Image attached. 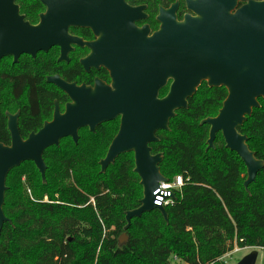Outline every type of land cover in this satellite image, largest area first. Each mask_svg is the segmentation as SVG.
<instances>
[{
    "label": "trees",
    "instance_id": "trees-1",
    "mask_svg": "<svg viewBox=\"0 0 264 264\" xmlns=\"http://www.w3.org/2000/svg\"><path fill=\"white\" fill-rule=\"evenodd\" d=\"M5 80L10 89L8 100L0 99V142L7 146L5 113L11 108L21 111L20 132L25 137L51 116L54 97L39 74H9ZM167 92L168 87L159 97ZM226 96L224 88L203 84L188 108L170 120L169 130L158 132V142L150 145L152 154L163 156L159 165L163 177L183 180L180 192L164 208L168 221L152 211L133 218L124 229L125 213L137 209L142 198L132 153L119 156L104 174L99 163L93 171L78 168L86 160L82 148L90 140L95 161L104 158L118 120L99 126L95 133L87 130L76 145L68 142L64 147L63 140L47 149L45 183L33 163L21 164H30L40 177L34 183L27 175L32 198L24 192L20 177L17 182L11 179L21 166L11 170L3 206L10 222L0 233V264H210L234 244L264 247V169L245 190V166L225 148L220 134L215 148L206 151L209 128L200 122L215 117ZM258 102L260 107L238 131L264 163V100ZM55 165L60 172L53 173Z\"/></svg>",
    "mask_w": 264,
    "mask_h": 264
},
{
    "label": "water",
    "instance_id": "water-1",
    "mask_svg": "<svg viewBox=\"0 0 264 264\" xmlns=\"http://www.w3.org/2000/svg\"><path fill=\"white\" fill-rule=\"evenodd\" d=\"M16 0H0V60L22 54L34 57L52 46L64 47L77 39L68 28H90L98 41L88 44L92 55L83 65L105 67L111 78L94 87L68 84L58 76L48 78L70 102L61 114L57 103L51 122L23 140L18 115L6 114L10 145L0 142V233L9 223L3 212L6 180L14 168L31 162L45 183L43 153L71 138L78 143V132L96 128L119 118V128L105 157L99 161L100 173L124 154H133V173L139 178L142 199L137 209L125 213L127 230L133 218L158 211L165 221L163 207L154 204V193L167 179L160 172L161 153L152 154L156 134L169 130L176 112L188 108L200 86L224 88L226 99L217 115L206 118V151L214 149L220 134L224 146L243 162L245 190L254 183L264 163L250 151L248 138L238 132L254 109L264 100V0H187L196 17L177 22L174 8L162 11L159 31L149 36L148 27L137 28L140 9L128 7L124 0H41L47 11L32 26L19 14ZM243 5L237 8L238 3ZM169 85V86H168ZM168 86V92L159 97ZM253 250L237 264H256Z\"/></svg>",
    "mask_w": 264,
    "mask_h": 264
},
{
    "label": "flooded vegetation",
    "instance_id": "flooded-vegetation-1",
    "mask_svg": "<svg viewBox=\"0 0 264 264\" xmlns=\"http://www.w3.org/2000/svg\"><path fill=\"white\" fill-rule=\"evenodd\" d=\"M253 1L259 2L263 0ZM124 3L130 8L140 9V18L135 21L134 24L140 29L143 27H148L149 36L159 31L161 22L158 18L161 17L162 11H168L173 7L174 16L177 22H182L184 17L187 15L196 17L194 12L188 8L187 0H124ZM15 4L18 6L19 14L24 18V21L28 22L32 26L39 25L40 16L44 15L47 11L46 6L41 2V0H16ZM242 5L243 3L239 2L237 8L241 7ZM68 35L72 38H76L77 40L70 43L68 47H64L63 53L59 46H52L47 51L37 52L34 57L28 54H22L15 63L12 56H5L0 60V94L5 91V93L8 95L10 85L6 83L5 77L9 74L29 72L32 75L39 74L41 77H43L44 88L46 91L53 94L54 99L52 101L51 116L43 122L41 128L43 127L44 123L52 121L55 111V103H57L60 113L63 114L66 104L70 102V99L63 91L56 87L55 84L48 82V78L58 76L61 80L68 84L74 83L77 86L85 85L87 87H94L95 81H101L106 85L111 84L110 73L105 67H95L92 65L86 67L83 65V62L88 61V58L92 55V50L90 47H88V44L98 41V37L95 36L93 31L90 28L70 26L68 28ZM5 64L7 65L5 66ZM2 66H5V69L1 71ZM64 75L67 78L73 79V81H66L63 78ZM54 93L58 96L57 98H55ZM20 100L21 103L24 102L25 96L23 95ZM17 113H19V133L23 140L27 139L29 134L36 133L41 129L40 128L37 131H32L27 136L23 137L20 132L21 111L19 109H17L15 113H5L6 127V114L15 115ZM116 120L119 122V118L115 119L114 121ZM83 130L87 129L79 130L78 142L80 140V132ZM63 140H70L73 143L71 138H65Z\"/></svg>",
    "mask_w": 264,
    "mask_h": 264
},
{
    "label": "rangeland",
    "instance_id": "rangeland-1",
    "mask_svg": "<svg viewBox=\"0 0 264 264\" xmlns=\"http://www.w3.org/2000/svg\"><path fill=\"white\" fill-rule=\"evenodd\" d=\"M7 64H5L6 66ZM5 66H2L1 71L5 69ZM9 66V63H8ZM0 99L5 102L6 100H8L7 98V93H5V91L3 93L0 94ZM8 113H15L14 109L11 108L10 111H8ZM87 130H83L80 132L81 136H85L87 133ZM64 142H66V144H64V147H66L68 144V142H71L70 140H65ZM94 142L92 140H90L89 145H87L88 147L86 148H82L83 150V154L86 157V160L81 163V165L78 167L79 169L84 168L86 171H93V170H97V166L96 163H99V161L102 158H97L95 161V156L92 150L95 149V147H93ZM105 157V156H104ZM53 173L56 172H60V167L58 165L53 166L52 168ZM27 172V173H26ZM28 173H30L31 175V179L33 180V182L35 183L40 177L39 175L35 172V169L33 170V167L30 164H25L23 166H21L19 169L15 170L12 173V181L13 182H17L18 178L20 177V184L22 185L24 192L30 196V198H32V193L30 190V185L28 182ZM20 175V176H19ZM52 178V175H50ZM7 187V186H6ZM17 192L14 193V195H16ZM142 199V198H141ZM44 202H48L47 197L44 198L43 200ZM253 250H242L240 251L238 254H236L235 256H233L230 260L226 261V264H237L241 259H243L245 256H247L250 252H252ZM257 252V260H256V264H264V249H258L256 250ZM173 264H183L181 262H174Z\"/></svg>",
    "mask_w": 264,
    "mask_h": 264
},
{
    "label": "built area",
    "instance_id": "built-area-1",
    "mask_svg": "<svg viewBox=\"0 0 264 264\" xmlns=\"http://www.w3.org/2000/svg\"><path fill=\"white\" fill-rule=\"evenodd\" d=\"M182 186H183V180L181 176H177L173 180L167 181V183H160L158 190L154 193V196H155L154 204L160 207H163V208L170 205L172 203V200L174 199L176 192H180ZM246 249L247 250H258V249H264V247L240 248L239 246L234 244V247L231 251L227 252L226 254L218 258L215 262H212L210 264H226L227 260H230L233 256L238 254L240 251L246 250Z\"/></svg>",
    "mask_w": 264,
    "mask_h": 264
}]
</instances>
